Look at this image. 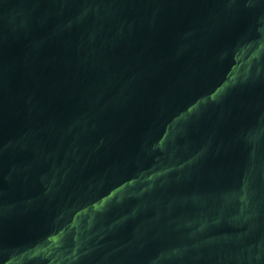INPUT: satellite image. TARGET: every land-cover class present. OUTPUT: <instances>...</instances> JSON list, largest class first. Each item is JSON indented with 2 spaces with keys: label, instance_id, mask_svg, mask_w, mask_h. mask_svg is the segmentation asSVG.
<instances>
[{
  "label": "water",
  "instance_id": "obj_1",
  "mask_svg": "<svg viewBox=\"0 0 264 264\" xmlns=\"http://www.w3.org/2000/svg\"><path fill=\"white\" fill-rule=\"evenodd\" d=\"M220 0H0V264H194Z\"/></svg>",
  "mask_w": 264,
  "mask_h": 264
}]
</instances>
